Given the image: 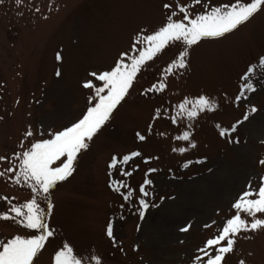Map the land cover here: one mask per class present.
<instances>
[{
	"label": "rangeland",
	"instance_id": "1",
	"mask_svg": "<svg viewBox=\"0 0 264 264\" xmlns=\"http://www.w3.org/2000/svg\"><path fill=\"white\" fill-rule=\"evenodd\" d=\"M232 2L0 0V157H6L0 160V212L36 195L29 183L15 182L20 160L14 154L52 138L86 114L95 102L89 101L94 90L82 86L91 72L110 70L121 53L138 55L132 49L136 36L152 34L172 11L177 12L174 19H181L177 5L187 6L191 16ZM165 3L172 8L165 9ZM183 47L180 42L169 45L142 66L125 99L88 149L78 154L73 174L58 181L46 198L38 196L54 235L34 264H53L65 243L85 264H91L89 254L99 255L102 264H202L194 259L202 255L198 250L236 215L233 204L248 183L258 185L264 176V10L223 37L189 47L187 67L165 74ZM249 68L253 71L245 77ZM249 77L255 91H246V99L237 101ZM159 82L166 84L163 91H147ZM200 95L214 98L219 107L173 123L178 104ZM234 124V133L219 134L217 125ZM29 130L31 137L25 135ZM186 130L190 141L175 139ZM180 147L187 151H174ZM133 152L140 155L110 167L113 158L121 161ZM13 166L14 172L6 171ZM146 178L152 180L144 186L148 196L140 192ZM117 181L128 188L116 191ZM129 191L132 195L125 200ZM140 199L149 204L147 209ZM241 215L251 222L252 217ZM257 218L264 219V214ZM110 222L114 239L106 234ZM36 234L20 218L0 219V241ZM235 239L222 264H264V228L242 231Z\"/></svg>",
	"mask_w": 264,
	"mask_h": 264
},
{
	"label": "snow or ice",
	"instance_id": "2",
	"mask_svg": "<svg viewBox=\"0 0 264 264\" xmlns=\"http://www.w3.org/2000/svg\"><path fill=\"white\" fill-rule=\"evenodd\" d=\"M16 2L20 4L22 0H16ZM195 4L200 5L201 0H195ZM163 7L171 9L172 4L165 3ZM177 7L182 14L181 19H174L177 12L172 11L167 15L166 22L153 31L152 34H138L136 36L132 49L138 51V55L121 53L110 70L100 73L94 71L89 74L91 78L86 79L82 86L85 89L94 90V95L89 97V101L90 103L95 102L87 108L86 114L82 118L71 124V126L52 133V138L31 143L27 150L14 154V158L20 160V171L16 173L15 182L19 184L22 179L25 183H29L31 191L36 195L28 202L11 205L8 212H0V219L20 218L21 224L26 229L38 230L39 234L27 238L16 235L6 242L0 241V264H34L35 258L44 249L48 239L54 235V230L50 229L47 222L44 209L37 202L38 196L46 198V194L58 181H64L73 174L78 154L82 150L88 149V142L109 121L113 111L132 88L142 66L148 61H153L167 46L180 42L184 47L179 51L177 58L169 63L165 69V74L185 69L189 47L197 45L202 39L220 38L238 29L239 26L249 21L259 11L264 10V0H249V2L234 0L230 4L213 6L207 12L191 16L187 6L177 5ZM204 7H207V5H204ZM136 45H142L143 47L137 49ZM56 59H62L60 53H57ZM260 64L264 65V58L260 60ZM252 71L253 69L249 68L248 72L245 73V77H248V74ZM56 75H61L59 70ZM94 81L101 83L102 86H97ZM165 87L164 82H159L147 91H163ZM246 91H255V87L250 82V77L241 85L240 93L235 99L237 101L246 99ZM218 107L217 101L206 95H200L194 99L185 98L183 102L178 104L176 114L171 119L173 123H176L181 117L192 120L197 118L200 113L205 111L214 112ZM255 111L256 109L253 107L252 112ZM159 115L157 113V116ZM248 118V114L243 117L244 120ZM240 123L242 121H237V124ZM236 126L234 124L231 128H223L217 125L220 129L219 134L222 137L234 133ZM25 135L31 137L33 133L29 130ZM138 138L140 140L145 139L144 136L139 134ZM175 139L190 141L191 132L186 130ZM190 146L195 147V144L192 143ZM177 150L181 153L187 151L184 147L174 149V151ZM139 155V152H133L124 156L121 161L113 158L110 167H116L117 163L127 164L133 157ZM5 159L6 157H0V160ZM57 162H60V166L53 167ZM260 163L264 165V160H261ZM184 166L187 167L188 165L185 164ZM6 171L14 172L15 167H9ZM148 171L151 173L155 172L156 169H149ZM2 175H4V172H0V176ZM124 175L130 176L131 173L125 172ZM151 184L152 180L147 178L144 180L143 185L140 187V192L144 196L149 195L144 186ZM113 187L119 192L121 188H128V185L123 181H117L114 182ZM131 195V191L127 192L124 199H129ZM4 199L8 200L7 197H4ZM8 202L11 203V201ZM139 204L143 209L149 207L144 199H140ZM48 207L51 209L52 205L49 203ZM233 208L236 210V215L227 219L217 235L206 240L204 247L198 250L202 255L194 257L195 260L201 261L202 264H222L225 254L233 252L236 243L235 238L239 233L264 228V219L257 218V214H264V176L259 178V183L256 186L251 181L248 183L246 190L240 194L233 204ZM241 213L252 217L251 222L249 223L247 219L242 218ZM143 214L142 211L141 217H143ZM182 230L187 231V228ZM106 234L114 239L113 224L111 222L106 228ZM87 259L91 264H102V258L99 255L89 254ZM53 264H85V259L74 251L73 246L65 243L61 249L55 252ZM240 264H244V262L241 261Z\"/></svg>",
	"mask_w": 264,
	"mask_h": 264
},
{
	"label": "water",
	"instance_id": "3",
	"mask_svg": "<svg viewBox=\"0 0 264 264\" xmlns=\"http://www.w3.org/2000/svg\"><path fill=\"white\" fill-rule=\"evenodd\" d=\"M53 188H55V186H53Z\"/></svg>",
	"mask_w": 264,
	"mask_h": 264
}]
</instances>
